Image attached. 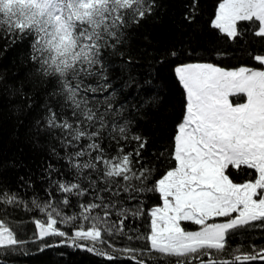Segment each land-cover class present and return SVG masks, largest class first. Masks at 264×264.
I'll return each mask as SVG.
<instances>
[{
	"label": "snow or ice",
	"instance_id": "6c2138e0",
	"mask_svg": "<svg viewBox=\"0 0 264 264\" xmlns=\"http://www.w3.org/2000/svg\"><path fill=\"white\" fill-rule=\"evenodd\" d=\"M198 3L185 13L189 24ZM155 8L156 0H0V39L30 37L34 75L52 85L35 129L62 162L45 167L43 198L21 195L35 191L23 177L18 190L0 187V264H13L30 244L84 250L109 264H264V247L231 243L264 233V70L175 64L184 111L170 148L149 159L105 54L131 64L118 52L126 29ZM208 27L232 43L249 31L264 41V0H219ZM252 59L264 68V54ZM126 84L135 86L134 78ZM20 95L31 110L33 98ZM239 95L245 102L231 99ZM164 163L171 166L156 178ZM154 196L159 203H145ZM20 212L26 217L16 219Z\"/></svg>",
	"mask_w": 264,
	"mask_h": 264
},
{
	"label": "trees",
	"instance_id": "16d2710c",
	"mask_svg": "<svg viewBox=\"0 0 264 264\" xmlns=\"http://www.w3.org/2000/svg\"><path fill=\"white\" fill-rule=\"evenodd\" d=\"M218 2L199 0L196 20L189 24L184 16L190 11L192 0H156L152 15L146 16L138 25L129 24L123 44L118 49L124 54V59L131 57L133 62L125 64L118 54H105V63L109 65V76L117 89L118 99L126 101L125 106L131 109L129 118L134 120L131 131L148 140L145 156L149 159L151 152L159 153L170 148L175 126L184 111L185 96L174 74L175 64L210 62L226 69L261 66L252 59V54H264V41L255 38L249 31L242 39L232 43L208 27ZM241 27L254 28L255 25L242 24ZM30 41V37L18 43L0 39V187L15 191L22 184L21 177L31 180L35 191L25 188L21 192L26 200L34 194L43 198L46 185L41 182V176L49 162L62 166V162L49 150L50 137L36 134L35 120L42 114L41 105L48 101L47 90L52 85H46L42 79L35 77L29 62ZM170 49H177L182 54L175 59L170 58L166 55ZM189 50L194 51L189 54ZM217 52L222 55H216ZM130 77L134 78L135 86H127ZM20 91L33 98L31 110L26 109ZM170 166L169 163L161 164L156 178ZM237 178H240L239 175ZM243 178L250 179L251 176ZM145 203L151 206L159 201L154 196ZM26 215L17 213L16 219H23ZM30 215L35 216L36 213ZM27 227L30 234L32 225ZM185 227L195 229L191 224H185ZM240 242L243 243V251L249 250L250 242L264 247V233L245 232L239 240L231 243ZM13 264L109 262L80 249L53 247L41 251L39 245L30 244L22 254L13 257ZM116 264L130 262L120 260Z\"/></svg>",
	"mask_w": 264,
	"mask_h": 264
},
{
	"label": "rangeland",
	"instance_id": "374dc122",
	"mask_svg": "<svg viewBox=\"0 0 264 264\" xmlns=\"http://www.w3.org/2000/svg\"><path fill=\"white\" fill-rule=\"evenodd\" d=\"M233 69H235V68H233ZM255 69L264 70V68H262V66H260V68H255ZM231 99H232L234 102H237V103H243V102H245L246 97L243 96V95H239V96H234V97H232ZM188 230H191V229H188ZM193 230H195V229H193Z\"/></svg>",
	"mask_w": 264,
	"mask_h": 264
}]
</instances>
